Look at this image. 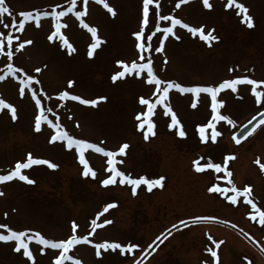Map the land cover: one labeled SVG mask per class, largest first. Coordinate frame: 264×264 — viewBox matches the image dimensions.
<instances>
[{"label": "rangeland", "instance_id": "374dc122", "mask_svg": "<svg viewBox=\"0 0 264 264\" xmlns=\"http://www.w3.org/2000/svg\"><path fill=\"white\" fill-rule=\"evenodd\" d=\"M106 2L115 9V16L96 0H88L84 17L69 13L61 18L60 22L66 25L61 31L75 51L65 47L58 37L48 40L54 31L51 17H42L39 27L34 21L27 22L23 32L14 31L12 26L21 12L35 14L60 5L56 8L59 11L68 6V0H6L12 16H0V33L6 36L13 32L20 42L32 41L19 52L14 49L12 63L24 70L17 76L34 74L40 80L34 88L42 106L53 108V113H46L50 119L59 116L60 123L70 134L107 151L118 152L122 144L128 143L126 155L115 157L123 161L116 167L133 178L164 176V185L151 191L147 185H141L136 195L132 193V185L119 183V178L114 185H103L102 181L111 174L109 158L94 149L85 151V159L96 175L83 176L76 149H67L66 142H50L55 129L45 123L39 132L33 130L38 109L31 92L26 89L22 97L19 80L6 75L0 81V98L17 108L18 119L13 121L9 110H0V175L7 174L16 161L25 159L29 152L56 163L58 168L34 165L22 170L34 184L19 179L0 183L3 193L0 195V224L58 240L73 234L72 222L75 221L76 235L92 233L89 236L92 244L81 243L69 252L81 264H264V225L259 223L258 214L256 220L251 218V206L243 196L233 203L226 199L231 192L208 191L214 184L226 189L235 185L241 191L250 187V198L264 210V125L242 143L233 140L239 126L264 109V97L257 104L252 86L247 84L237 85L235 91L222 89L217 94V100L223 101L218 111L233 121L228 124L226 120H213L210 94L197 96L170 89L165 103L175 112L186 136L178 135L179 126L169 127L171 114L158 104L151 117L155 135L145 139L146 129L138 128L136 116L147 111V105L140 104L139 98L155 102L156 97L152 95L155 86L146 83V74L136 77L133 73L116 82L111 80L115 71L122 70L117 60L129 64L133 60L139 62L140 53L132 34L140 30L142 0ZM209 2L213 5L211 9L204 6L203 0H188L179 8L177 0H154L150 13L158 11L160 15L175 16L190 27H203L206 33L213 31L219 37L208 42L198 33L176 25L175 35L170 34L164 40L163 51L157 53L155 48L163 33L155 31L156 25L163 28L171 22H162L150 14V23L144 30L149 35L155 33L148 50L155 74L185 87L218 86L225 79L245 75L264 80V0H238L254 20L252 28L241 22L238 9L225 7L228 0ZM84 8L83 0H77L76 10ZM81 19L96 27L104 41L91 58L87 51L93 40L91 33L80 24ZM7 63V57L0 55V75L5 74ZM36 68L41 72L34 73ZM69 80L75 82L71 87ZM61 90L85 99L98 96L107 99L95 106L60 101L57 93ZM257 90L264 92V85H259ZM209 120H213L220 135L212 141V130L208 129L209 138L202 141L198 126ZM226 157L229 159L225 164ZM194 162L219 163L222 171L207 168L197 172ZM224 169L232 175L227 176ZM109 203L116 206L104 212ZM98 213L101 215L97 216ZM192 217L212 219L193 221ZM93 219L98 225H103L104 220L112 223L93 231ZM181 220L185 222L183 226L179 223ZM0 232L7 234V229ZM157 236H161L162 242L156 241ZM105 240L120 243L122 249L101 250V255L97 256L95 244ZM214 241L222 243L217 247ZM28 243L33 253L31 259L24 257L22 250L15 251V241H0V264H54L60 250L41 245L36 239ZM131 244L137 247L130 249ZM209 248L217 252V257H212Z\"/></svg>", "mask_w": 264, "mask_h": 264}, {"label": "snow or ice", "instance_id": "6c2138e0", "mask_svg": "<svg viewBox=\"0 0 264 264\" xmlns=\"http://www.w3.org/2000/svg\"><path fill=\"white\" fill-rule=\"evenodd\" d=\"M188 0H177L176 7L179 8L181 4L187 3ZM96 3L103 5L105 9L112 15H116V11L113 7L109 5V3L106 2V0H96ZM83 4L85 6L84 10L77 11V0H68V6L64 7L62 10H56V8H59L60 5H56L55 8L47 11H36L35 14L31 11H24L19 14L18 20L12 21V26H14V31L23 32L25 29V25L27 22L34 21L36 26L39 27L41 23L42 17H51L54 20V31L51 32V34L48 36V40L52 41L54 38H59V40L62 42V44L67 47L70 51H75V49L72 47L71 44H69L68 39L64 36L61 29L65 28L66 25L61 23L60 20L62 17H65L69 13H74L75 17L81 18L86 15L87 10V4L88 0H83ZM203 4L206 8L211 9L213 5L209 2V0H203ZM154 5V0H142V21L140 30L135 31L132 35L136 38L137 43L135 44L136 49L139 51V62L136 60H133L130 64L125 62L124 60H117L116 64L121 67L122 70L115 71L111 75V80L113 82H116L117 80L123 79L128 75L135 74L136 77H141L142 74H146V83L149 85H154L156 88V91L153 92V96L156 97L155 102H152L148 99H145L144 97L139 98V103L142 105H147V111L142 112L140 114H137L136 120L138 121V128L141 130L146 129L144 131V138L148 139L149 136H154V128L155 124L151 117L154 115V109L156 106L163 105L164 109L167 111V113L171 114V123L169 125L170 128H177L180 127V130L178 132V135L180 137H185L186 132L183 130V127L180 125V121L177 119V116L175 112L165 103V101L168 98L170 89H177L182 93H193L197 96L200 93H207L211 96V109L213 114V120L215 121H222L226 120L228 124H233V121L229 119L227 116L222 115L218 109L223 104V101L217 100V94L222 89H232L233 91L236 90L237 85L239 84H247L251 85V91L255 96V102L257 104L261 103L262 97H264V92L258 91L257 87L259 85H264V80H257V79H250L249 76H240L236 77L234 79H225L221 83L218 84V86H191V87H185L180 83H176L172 80H162L160 79L154 71L153 68V60L151 58V55L148 54V50L152 47L150 41L152 39V35L155 33H152L151 35L145 33V26L149 25L150 23V14L155 15L158 17V19L162 22H168L170 21V25L161 28L160 24L156 25V32H162L163 38L159 41V46L155 48V52L160 53L163 51V45L164 40L171 34L175 35L174 33V27L176 25H181L183 28L188 29L193 34H199L200 38L202 40L211 42L214 40H218L219 37L215 36L213 34V31H208L207 33L204 31L203 27H190L188 24L184 23L182 20L177 19L175 16H169V15H160L158 11H153L150 13V6ZM156 8L159 7L158 3L155 5ZM226 8H235L238 9L237 15L242 17L241 22L245 24L248 28L254 27V20L253 18L248 14V9L244 6V4L239 3L238 0H228V3L225 5ZM7 14L8 16H12V10L6 3V0H0V16H3ZM80 24L83 26V28L87 29L88 32L91 33V37L93 42L89 45L87 55L89 58L93 57L95 54V50L98 49L103 43V39L98 35V29L94 26H90L88 23H85L83 19L80 20ZM6 27H9L6 25ZM146 37V39H145ZM179 39V37H176ZM14 41L17 43L14 45ZM31 40H24L23 42H20L19 36H16L13 34V32H8L5 36L4 33H0V55H4L7 57L8 63L6 64V72L4 75H0V81H3L5 79L6 75H11L19 80V94L23 97L25 95L26 89L30 90L31 96L33 100L35 101V105L37 106L38 112L34 116V122H33V130L36 132H39L41 130L42 124H47L51 126L52 129H55V133L51 136L50 142H66L67 149H73L75 148L76 151L79 154V163L83 165V176L88 177L91 175L92 177H95L96 173L93 171V169L89 166V162L85 159V151L87 149H94L96 152L104 153L109 159L107 160L108 164V170L110 171V175L107 176L106 179L102 181V184L105 186L108 185H114L117 182V178H119V183L121 184H129L132 185V193L133 195L137 194V188L141 185H147V188L149 191H151L154 187H163L164 182L166 180V177L159 176L158 178L149 179L145 176H140L139 178H133L131 175H126L124 171H121L118 167H116L117 163H123V161H117L115 157L117 155H126V150L129 148L128 143L122 144L118 152L116 151H107L104 148L100 147L96 143H91L86 139L83 138H77L74 135L70 134L68 130H66L62 124L60 123L59 116H56L54 119H50L49 115L46 113H53V108L51 107H45L42 106L41 103V97L38 95L37 90L34 88L35 85H39L41 82L37 78L36 75L32 74H25L24 76H17V73H21L24 70L22 68H18L14 66L12 63L14 49L16 52H19L22 50L25 45L31 44ZM231 71V69H230ZM41 69L36 68L34 69V73H40ZM75 82L72 80L68 81V86L71 87ZM40 92H43V89H40ZM58 98L60 101H79L83 105H97L100 101H105L107 99L106 96H98L95 99H85L82 98L80 95H75L70 93L67 90H61L57 93ZM59 106V105H57ZM195 107V103L192 105ZM264 107V105H262ZM7 109L10 112V117L13 121H16L18 119L17 114V108L11 104L7 103L4 99L0 98V110ZM257 116L261 117L257 121ZM213 120H209L206 124L199 125L198 126V133L199 137L202 141H206L209 137L207 135V130L211 129V139L212 141H215L217 136L220 135L219 132L216 131L215 124L213 123ZM254 121L256 123H254ZM251 126V129L254 130L257 123L260 125H264V112H258L256 116H253L252 119L248 122ZM78 126V125H77ZM250 131L246 129L245 133L241 134V136L236 139V143L239 144L242 139L245 138L246 135H249ZM229 157L225 158V164L227 163V160ZM196 164V171L202 172L207 168L215 169L216 172L222 171V166L219 163H205V164H199L197 162H194ZM34 165H46L51 169L58 168V165L54 162H51L48 159L43 158H37L34 157V155L29 152L26 154V158L16 161L14 167L7 172V174L0 175V183L3 182H9L14 179H19L20 181L27 182L28 184H34L35 181L31 179L28 175L24 174L22 170L30 169ZM227 176H231V172H227V169H224ZM231 183V181H229ZM208 191L210 193H221L225 194L227 192H231V195H226V199L236 203L237 198L243 196L246 203L251 206L252 212L249 213L251 215V218L253 220L257 219V214L259 217V223L264 225V210H261L260 207L257 206V204L254 202L251 196V188L250 187H244L243 190L237 188L235 185H233L230 189L222 188L219 185L214 184L213 186L208 188ZM0 195H3L2 192H0ZM115 204L109 203L105 206L104 212H107L108 209L115 207ZM101 215L100 213L97 214V216ZM201 219H212L211 217H192L193 221L201 220ZM111 220H104L103 225H109L111 224ZM182 226L184 225V221L181 220L179 222ZM91 224L93 226V231H95V228L102 227L103 225H98L97 220L93 219L91 221ZM77 224L75 221L72 222V235L68 236L66 239H47L43 235H41L39 232H35V234H28L26 230H13L8 227L7 224H0V229H7V234H4L3 232H0V241L8 242V241H15V251L21 252L24 257H27L31 259L33 257V253L29 250V243L28 241H32L33 239L38 240L39 244L49 246L51 249L54 250H60L59 254L54 259V264H66V262H73V264H81L80 260L74 259L72 255L69 254L70 250L73 249L74 246L79 245L81 243H87L92 244L93 241L89 239V236L92 235L91 232L88 233V235L85 236H78L76 235V229ZM172 228H176V225H172ZM163 233L161 234V236ZM169 235H171V232H169ZM161 236L156 237V241H161ZM211 239V238H210ZM156 241H153V244L156 243ZM162 242V241H161ZM217 244V247H219V243L221 242H213ZM131 248H136V244H131ZM96 255H101V250H104L107 252V250L112 249H122V245L117 242H109L105 240L102 243H96ZM149 248H152V244L149 245ZM154 250V249H153ZM208 251L211 253L212 257H217V252L214 251L212 248H209Z\"/></svg>", "mask_w": 264, "mask_h": 264}, {"label": "water", "instance_id": "95a60500", "mask_svg": "<svg viewBox=\"0 0 264 264\" xmlns=\"http://www.w3.org/2000/svg\"><path fill=\"white\" fill-rule=\"evenodd\" d=\"M259 112H264V109L261 110V111H259ZM256 115L257 114H255L254 116H256ZM251 119H252V117L247 122H245L242 126H240L239 129L236 131V133L233 136V138H234L235 141H236V139H238L241 136V134L245 133L246 129H248L250 131V134H252L260 126V124L257 123L255 129L252 130L251 129V126L248 123ZM259 119H261V117L257 116V121ZM254 123H256V122L254 121ZM249 135H246L245 138L241 140V142L244 141Z\"/></svg>", "mask_w": 264, "mask_h": 264}]
</instances>
